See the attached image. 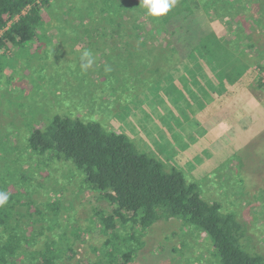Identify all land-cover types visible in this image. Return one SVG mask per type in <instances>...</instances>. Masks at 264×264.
Returning a JSON list of instances; mask_svg holds the SVG:
<instances>
[{
	"label": "rangeland",
	"instance_id": "374dc122",
	"mask_svg": "<svg viewBox=\"0 0 264 264\" xmlns=\"http://www.w3.org/2000/svg\"><path fill=\"white\" fill-rule=\"evenodd\" d=\"M100 1L96 7L88 0L80 2L96 14L78 17L77 12L73 25L103 18L102 25L110 29L111 17L99 15ZM130 2L139 4V0ZM200 3L205 14L201 23L219 38L225 55L242 53L238 65H218L203 50L184 48L176 53L173 64L164 63L162 74H148L144 80L145 76L130 79L128 73L126 80L125 63L131 61V68L142 65L135 63L137 51L132 49L140 47L141 36L132 28L147 23L144 18L135 22L132 16L119 18L126 35L101 36L91 30L78 33V29L77 33H58L49 27L45 38L35 40L31 47L1 48L0 148L13 146L14 154H20L29 133L55 115L94 121L125 134L140 149L197 182L204 199L235 212L245 227L244 247L264 263V90L259 86V81L264 83V0ZM57 12L59 18L70 20L66 8ZM168 37L159 34V43ZM85 49L93 53L94 63L82 72L79 55ZM146 52L140 47L141 59L147 58ZM150 76H154L151 83ZM4 164L5 160L0 162V179L7 167ZM20 165V171L30 170L32 181L21 190L16 211L30 216L27 222L31 220L42 235L39 245L50 244L51 235L54 240L56 236L71 238L76 227L80 238L66 264L68 259L69 264L99 259L105 237L96 213L107 209L100 194L85 188L71 164L51 162L47 171L38 174H33V163ZM34 204L44 219L35 214ZM48 204L59 218L60 226L53 234L47 220L54 213ZM140 241L143 245L130 264H219L209 238L177 219L154 223L140 235Z\"/></svg>",
	"mask_w": 264,
	"mask_h": 264
},
{
	"label": "trees",
	"instance_id": "16d2710c",
	"mask_svg": "<svg viewBox=\"0 0 264 264\" xmlns=\"http://www.w3.org/2000/svg\"><path fill=\"white\" fill-rule=\"evenodd\" d=\"M84 1L79 3L84 4ZM88 1H91V7L100 6L101 3L100 0ZM69 2L71 0H0V50L10 47L19 49L25 45L31 47L35 40L45 38L49 27H54L58 33H77L78 29V33L83 31L88 34L91 30L101 36H107L108 33L113 35V32L118 36L126 35L128 31L119 18L132 16L135 22L144 18L138 3L134 4L130 0H102L99 15L103 13L111 17L110 29L102 25L106 21L103 18L74 26L72 18L77 12L78 17L91 15V18L96 13L90 7L86 9L85 5L80 6L82 3L66 4ZM61 8H66L65 16L70 17V20L58 17L57 11ZM204 17L200 0H177L166 16L144 18L147 21L145 25H134L132 30L139 32L140 47L147 51V58L141 59L140 47L133 46L139 61L135 63L142 65L140 68H131V61L125 63L123 78L128 73L130 79H133L132 76H145L144 80L149 78L148 74H162L161 70L167 66L164 63L173 64L177 60H174L176 53L184 48L188 51L201 49L218 65L228 62L238 65L237 59L242 53L236 56L231 51V54L225 55L219 38L201 23ZM159 34L169 37L159 43ZM152 40L156 43L153 44ZM220 52L222 55H217ZM134 68H137L136 72ZM153 77L150 76L149 83L154 80ZM259 86L264 90L263 82L259 81ZM15 151L13 146L0 148V162L5 160L4 165L7 166L0 179V191L9 194L8 203L0 207V264H27L20 259H31L29 264H66L68 254H75V244L81 234L76 227L72 228L71 238L68 236L63 240V237L58 239L56 236L54 240L51 235V243L40 246L42 235L37 234L31 220L27 222L30 216L24 211L17 212L19 197L23 195L21 190L29 188L32 181V173L27 169L20 171V163L22 166L33 163V174H38L47 171L51 162L55 161L73 165L81 175L85 188L100 194L107 206L105 211L96 213L101 233L105 237L99 249V259L87 260L83 264H130L143 245L140 235L146 233L154 223L170 219H177L183 226L206 235L219 264H264L261 256L244 247L245 227L235 212L224 210L218 202L204 199L197 182L143 151L125 134L115 133L94 121L55 115L44 127L29 133L25 149L20 154H14ZM33 206L35 214L44 219L43 211L36 209L35 204ZM48 206L54 213L47 220L51 223L49 228L53 234V230L60 226L59 218L56 210ZM68 222L69 225L73 223L71 218H68ZM64 241L67 242L65 245Z\"/></svg>",
	"mask_w": 264,
	"mask_h": 264
},
{
	"label": "clouds",
	"instance_id": "9594fccd",
	"mask_svg": "<svg viewBox=\"0 0 264 264\" xmlns=\"http://www.w3.org/2000/svg\"><path fill=\"white\" fill-rule=\"evenodd\" d=\"M177 0H139L138 7L143 10L144 18L158 19L166 16L176 5ZM79 68L82 72H87L94 63V56L90 50H83L79 55ZM9 201V194L0 191V207Z\"/></svg>",
	"mask_w": 264,
	"mask_h": 264
}]
</instances>
